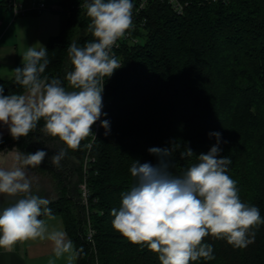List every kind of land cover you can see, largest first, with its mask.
<instances>
[{"label": "trees", "instance_id": "1", "mask_svg": "<svg viewBox=\"0 0 264 264\" xmlns=\"http://www.w3.org/2000/svg\"><path fill=\"white\" fill-rule=\"evenodd\" d=\"M185 1L190 5L182 15L165 1H153L132 31L139 42L121 43L122 67L104 81L102 121H109V129L101 121L96 139L88 137L77 150H68L59 166L50 157L65 146L43 133V120L27 137L14 140L8 133L0 142V150L16 146L24 153L47 152L44 162L31 169L49 182L55 196L52 216L64 217L79 251L77 264H160L147 247L132 244L112 227L111 210L135 184L134 161L157 165L163 159L180 176L198 162L196 156L218 146L219 156L231 159L228 175L241 201L256 206L264 219V0ZM37 2L55 7L61 18L60 33L46 48L49 63L42 78H59L67 87L68 46L93 39L84 0ZM0 86L4 95L23 91L14 79ZM216 132L219 139L211 135ZM153 147L171 149V155H153L148 151ZM185 148L194 155L182 158ZM17 199L0 204V211ZM87 217L94 245L86 240ZM253 231V242L245 248L206 237L214 259L190 264H264V224Z\"/></svg>", "mask_w": 264, "mask_h": 264}, {"label": "clouds", "instance_id": "2", "mask_svg": "<svg viewBox=\"0 0 264 264\" xmlns=\"http://www.w3.org/2000/svg\"><path fill=\"white\" fill-rule=\"evenodd\" d=\"M83 8L93 39L83 46L75 41L68 46L72 70L64 78L67 87L59 78H42L49 60L47 49L39 43L27 47L22 67L13 70L23 91L4 95L0 86V124L8 127L12 139L19 140L43 120V133L65 146L50 157L55 166L68 150H77L88 137L95 138L92 126L102 115L104 81L122 67L113 47L133 28V0H84ZM101 127L109 129V121H102ZM211 135L220 137L218 132ZM148 151L159 157L172 152L156 147ZM219 152L213 146L207 154L196 156L198 162L180 176L163 159L157 165L134 161L130 174L135 184L122 193L119 208L111 210L113 229L132 244L147 247L160 264L214 259L213 246L204 242L208 236L235 248L247 247L264 219L256 206L241 201L236 181L228 175L231 159L220 157ZM193 155L190 148L181 152L182 158ZM46 156L44 150L0 153V195L19 197L0 211V248L11 251L18 241L47 239L53 245L48 264L65 256L73 264L79 255L73 241L64 231H50L41 219L52 216L51 201L32 194L34 178L28 169L40 166Z\"/></svg>", "mask_w": 264, "mask_h": 264}, {"label": "crops", "instance_id": "3", "mask_svg": "<svg viewBox=\"0 0 264 264\" xmlns=\"http://www.w3.org/2000/svg\"><path fill=\"white\" fill-rule=\"evenodd\" d=\"M11 0H0V83L14 79L13 70L22 65V54L36 44L48 47L52 37L60 33V19L50 13L29 12L26 15H16L10 6ZM22 5H30L32 0H18ZM27 6V7H28ZM56 12V10H55ZM38 47V45H37ZM8 127L0 124V141L8 135ZM12 201V200H11ZM9 202V201H6ZM4 202V203H6ZM53 215L44 218L46 223L53 222ZM50 228V225H48ZM61 231L66 232L65 222ZM67 233V232H66ZM67 238L68 234H67ZM43 239V255L48 264L53 258V245ZM34 240L18 241L11 251L0 248V264H40V256L34 255ZM68 264L67 257L56 260ZM77 264V258L73 261Z\"/></svg>", "mask_w": 264, "mask_h": 264}, {"label": "built area", "instance_id": "4", "mask_svg": "<svg viewBox=\"0 0 264 264\" xmlns=\"http://www.w3.org/2000/svg\"><path fill=\"white\" fill-rule=\"evenodd\" d=\"M155 1V0H134L133 4H134V9H133V28H131L125 35L124 38L120 39L117 41V45L118 46H114L113 47V53L115 54V56L117 57V50L120 48L121 43L123 41L126 40H131L133 42H139V38H135L132 35V31L136 30L138 27V19L141 16L142 13H144V11L150 6V4ZM161 1H165L169 6H171L172 10L178 14V15H182L185 13L187 7L190 5V2L185 1V0H161ZM211 3H217L220 1H227V0H208ZM10 6L12 8V10L15 12L16 15H25L28 12H43L47 9L45 3L42 2H32L28 7H25L24 5H22L21 3H19L17 0H11L10 1ZM143 20V19H142ZM146 20L144 18V20L142 22H139L140 26H144ZM103 96V107H104V103H105V96H104V92L102 93ZM103 110V108H102ZM100 126V122L99 120L95 123V129L98 130ZM82 192H83V196L86 198L87 197V187L86 185L82 186ZM87 233H86V240L94 245V234L95 231L93 230L92 226H91V222H90V218L87 217Z\"/></svg>", "mask_w": 264, "mask_h": 264}, {"label": "rangeland", "instance_id": "5", "mask_svg": "<svg viewBox=\"0 0 264 264\" xmlns=\"http://www.w3.org/2000/svg\"><path fill=\"white\" fill-rule=\"evenodd\" d=\"M18 1V0H17ZM19 3H21L20 1H18ZM32 2L37 3V0H32ZM25 7H27L28 5H24ZM47 9L45 11H43L42 13H50L52 15H55L57 17V19L59 18V14L57 12H55V7H52V9L49 7V5H46ZM103 111V110H102ZM102 117H103V113L99 119V122L102 121ZM92 132L94 133V135H96L98 133V130L95 129V124L92 126ZM93 143H91L92 146ZM13 149H18L16 146H12L9 148H6L5 150H0V153L3 154H7L8 151H11ZM19 150V149H18ZM20 151V150H19ZM28 175L30 177H33V183H32V194L37 195L39 197L42 198H47L49 200L53 199V197H55L53 195L52 190H50L49 187V182L45 179H39L38 177L35 176V173L32 171L31 168L28 169ZM84 185H87V179H85ZM82 189V188H81ZM17 197H8L5 195H0V204L6 202V201H11V200H15ZM53 222H49L48 225H50L49 230H61L62 226L64 224V217L62 215H56V217H53ZM36 242L35 246H34V255H38L40 256V260L41 263L40 264H44L45 262H47L45 259H42V255H43V247L42 246V242L43 240L41 239H36L34 240V243ZM45 242H47V239L45 240ZM52 258V257H51ZM50 258V259H51ZM56 264H63L62 261L57 262Z\"/></svg>", "mask_w": 264, "mask_h": 264}]
</instances>
